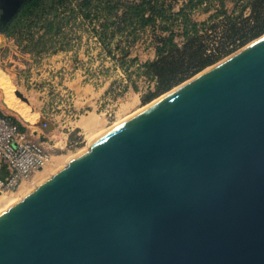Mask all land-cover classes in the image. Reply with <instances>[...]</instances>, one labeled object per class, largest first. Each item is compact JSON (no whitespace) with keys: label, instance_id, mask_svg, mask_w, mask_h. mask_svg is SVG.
I'll list each match as a JSON object with an SVG mask.
<instances>
[{"label":"water","instance_id":"water-1","mask_svg":"<svg viewBox=\"0 0 264 264\" xmlns=\"http://www.w3.org/2000/svg\"><path fill=\"white\" fill-rule=\"evenodd\" d=\"M0 264H264V35L0 213Z\"/></svg>","mask_w":264,"mask_h":264},{"label":"rangeland","instance_id":"rangeland-1","mask_svg":"<svg viewBox=\"0 0 264 264\" xmlns=\"http://www.w3.org/2000/svg\"><path fill=\"white\" fill-rule=\"evenodd\" d=\"M35 1L38 4L33 11L20 15L6 32H0V79L7 81L0 87V105L2 100H9L13 108L9 110L2 105L4 113L16 115L15 109L22 110L29 120L37 117L35 124L41 122L38 117L43 116L41 111L45 110L48 115L42 121L47 120L46 123L58 131L55 136H50L49 143L43 142L52 153L51 161L36 172L34 179L24 181L19 189L0 193V213L85 152L96 139L115 126L251 43L173 88L158 92L154 80L138 76V63L125 69L113 54L120 56V51L114 49L110 53L104 48L94 33L95 24L70 15L77 0ZM168 1L178 10L186 0ZM227 7L232 11L234 2L228 0ZM214 9L216 7L212 11ZM50 10L53 16L66 15L69 21L64 23L62 33L53 40L48 38L46 46L37 52L32 48L31 34L38 37L44 32L43 19ZM211 13L199 8L193 12V17L204 21ZM32 22H35L33 27ZM154 33L156 30L149 28L131 44L130 56L137 58L139 63L148 60L156 46ZM176 39L183 42L181 35ZM149 94L152 96L147 98ZM77 101V105L82 101L84 106L79 113L75 109Z\"/></svg>","mask_w":264,"mask_h":264},{"label":"trees","instance_id":"trees-1","mask_svg":"<svg viewBox=\"0 0 264 264\" xmlns=\"http://www.w3.org/2000/svg\"><path fill=\"white\" fill-rule=\"evenodd\" d=\"M227 1L186 0L176 10L168 0H77L70 15L95 24L94 33L104 48L110 53L119 50L120 56L113 54L125 69L138 63V76L154 80L160 92L173 88L264 35V0H231L235 6L232 11ZM37 4L32 2L24 14L33 11ZM199 8L212 12L207 20L197 21L193 17V12ZM67 21L66 15L53 16L52 10L48 11L43 19L44 32L38 37L31 34L32 48L40 52L48 38L53 40L62 33ZM149 28L156 30V56L139 63L137 58L130 56V46ZM179 35L182 43L176 39ZM2 105L11 110L10 101L1 103L0 113L10 117L21 130H26L30 122L26 113L18 109H15L16 115L4 113Z\"/></svg>","mask_w":264,"mask_h":264},{"label":"built area","instance_id":"built-area-1","mask_svg":"<svg viewBox=\"0 0 264 264\" xmlns=\"http://www.w3.org/2000/svg\"><path fill=\"white\" fill-rule=\"evenodd\" d=\"M51 159L52 153L42 141L33 139L10 117L0 113V167L7 169V175L0 177V193L19 189Z\"/></svg>","mask_w":264,"mask_h":264},{"label":"crops","instance_id":"crops-1","mask_svg":"<svg viewBox=\"0 0 264 264\" xmlns=\"http://www.w3.org/2000/svg\"><path fill=\"white\" fill-rule=\"evenodd\" d=\"M155 56H156V48H154V50L150 53V57H148V59H154ZM145 60H147V59H145ZM6 83H7L6 80L0 79V87H3V84H6ZM80 98H82L81 94H80ZM87 99L88 98L86 97V100ZM2 103H5V100L4 101L2 100ZM82 103H83L82 101L79 103L80 105H77L78 101L75 103L76 104L75 105V109H77L78 113L80 111H82V109L84 107L82 105ZM15 112H17V111H15ZM39 113L40 112L36 113V115L39 114ZM41 114L43 116L39 115L38 119L41 121L39 123H36V124L34 123L35 120L37 119V117H32V120L30 119V123L28 124V126L26 128V132L30 135V137H32L35 140H39V141H42L44 143H49L52 140V137L50 138V136H55L54 134L58 130H56V128L53 127L51 124L46 123L47 120L46 121H42L48 115L45 112V110L41 111ZM64 114H65V112H64V110H62V115H64ZM0 175L1 176L3 175L4 177L7 175V169L4 166L0 167Z\"/></svg>","mask_w":264,"mask_h":264},{"label":"flooded vegetation","instance_id":"flooded-vegetation-1","mask_svg":"<svg viewBox=\"0 0 264 264\" xmlns=\"http://www.w3.org/2000/svg\"><path fill=\"white\" fill-rule=\"evenodd\" d=\"M35 0H0V32H6L16 19L25 13Z\"/></svg>","mask_w":264,"mask_h":264},{"label":"bare ground","instance_id":"bare-ground-1","mask_svg":"<svg viewBox=\"0 0 264 264\" xmlns=\"http://www.w3.org/2000/svg\"><path fill=\"white\" fill-rule=\"evenodd\" d=\"M183 85H184V84H183ZM180 87H181V86H180ZM176 89H178V88H176ZM176 89H175V90H176ZM175 90H173V91H175ZM171 91H172V90H171ZM167 94H168V92H167ZM163 96L165 97L166 94L163 95ZM162 98H163V97L159 98V100L162 99ZM159 100H157V101H159ZM157 101L155 100V102H153L152 104L156 103ZM150 106H151V105H150ZM147 107H149V106H147ZM147 107H145V108H147ZM143 110H144V108H143ZM139 112H141V111H139ZM139 112H137V114H138ZM131 117H132V116H131ZM129 118H130V117H129ZM129 118H127V119H129ZM123 122H124V121H123ZM121 123H122V122H121ZM49 176H50V175H49ZM17 202H18V201H17ZM17 202H15V203H17ZM15 203H13V204H15ZM13 204H12V205H13Z\"/></svg>","mask_w":264,"mask_h":264}]
</instances>
